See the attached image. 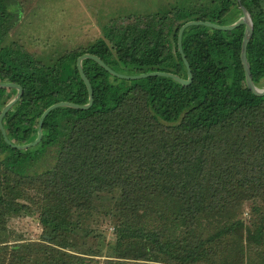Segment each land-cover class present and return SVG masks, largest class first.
Listing matches in <instances>:
<instances>
[{
	"label": "trees",
	"instance_id": "obj_1",
	"mask_svg": "<svg viewBox=\"0 0 264 264\" xmlns=\"http://www.w3.org/2000/svg\"><path fill=\"white\" fill-rule=\"evenodd\" d=\"M241 6L254 25L247 50L252 79L264 88V0H212L209 10L181 6L129 16L104 26L85 50L51 62L7 43L22 8L16 0H0V82L23 88L3 119L8 138L17 146L32 143L50 106L88 103L77 65L84 54L120 74L166 72L187 79L181 27L193 20L230 25L237 19L229 16L243 14ZM244 32V26L189 27L183 35L189 86L166 77L119 79L86 59L94 90L90 109L52 111L41 143L27 150L7 144L0 129V264L9 255L23 260L20 252L50 249L8 245L10 218L39 212L50 235L46 242L59 245L73 231L74 210L105 202L113 209L119 258L264 264V96L246 83ZM16 93L0 88V115ZM247 203L253 205L251 226L240 217Z\"/></svg>",
	"mask_w": 264,
	"mask_h": 264
},
{
	"label": "rangeland",
	"instance_id": "obj_2",
	"mask_svg": "<svg viewBox=\"0 0 264 264\" xmlns=\"http://www.w3.org/2000/svg\"><path fill=\"white\" fill-rule=\"evenodd\" d=\"M22 18L7 39L37 60L51 62L69 52H80L102 37V29L112 21L129 16L156 13L164 9L203 8L209 10L212 0H16ZM243 14L229 16L230 22ZM236 17V18H235ZM234 22V23H235ZM232 23V24H234ZM231 25V24H230ZM17 94V93H16ZM16 96V95H15ZM14 96V97H15ZM252 203L243 206L240 217L251 226ZM34 208V207H33ZM111 206L99 203L90 211L74 210L73 231L57 243H48V230L41 224L39 212L9 219L11 234L8 245L36 243L38 248L20 252L23 260L9 255L5 264H151L149 261L122 259L117 246L115 218ZM226 252V249L224 250Z\"/></svg>",
	"mask_w": 264,
	"mask_h": 264
},
{
	"label": "water",
	"instance_id": "obj_3",
	"mask_svg": "<svg viewBox=\"0 0 264 264\" xmlns=\"http://www.w3.org/2000/svg\"><path fill=\"white\" fill-rule=\"evenodd\" d=\"M242 9V13L243 16L242 18H240L237 22H235L234 24L231 25H227V26H221L212 22H207V21H189L187 23H185L179 32V36H178V46H179V51L181 53L183 62L186 66L187 69V74H188V78L184 79L180 76H177L175 74H171V73H166V72H150V73H145V74H138V75H127V74H120L115 72L114 70H112L105 62H103L99 57L95 56V55H91V54H84L81 57H79L77 65H78V69L80 72V75L82 77V79L84 80V83L87 87L88 90V94H89V100L88 103L85 105H78V104H74L71 102H59L56 104H53L52 106H50L41 116L40 121H39V126H38V137L35 141H33L32 143L26 144L24 146H17L14 145L11 140L8 138L7 136V132L3 126V119L4 117L8 114V112L10 110H12L16 104H18V102L21 100L22 96H23V88L20 85H16L13 83H1L0 82V88H6V89H16L17 90V94L16 96L7 104V106L3 109L1 115H0V129L2 131L4 140L7 144H9L12 147H15L17 149L20 150H27L33 147L38 146L43 138V124H44V120L46 119V117L54 110L59 109V108H63V107H67V108H73V109H77V110H88L90 109L93 105H94V90L93 87L91 85V82L89 81V79L87 78L84 69H83V61L86 59H92L94 61H96L97 63H99L105 70H107L111 75L119 78V79H123V80H141V79H146V78H150V77H166V78H171L176 80L177 82L181 83L184 86H189L192 81H193V74H192V70L190 67V64L185 56L184 50H183V35L184 32L192 26H207L216 30H220V31H233L235 29H238L242 26L245 27V32H244V38H243V43H242V51H241V61L243 64V68L245 71V76H246V83L247 86L249 88L250 91H252V93L255 96L258 97H263L264 96V88H258L252 79V74H251V68L248 62V58H247V50H248V46L250 44V42L252 41V38L254 36V25H253V21L252 18L249 14V12L247 11V9L243 6H241Z\"/></svg>",
	"mask_w": 264,
	"mask_h": 264
}]
</instances>
